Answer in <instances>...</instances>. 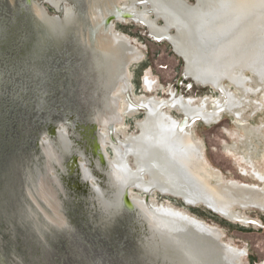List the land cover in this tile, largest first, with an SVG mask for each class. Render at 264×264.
<instances>
[{
    "label": "rangeland",
    "instance_id": "rangeland-1",
    "mask_svg": "<svg viewBox=\"0 0 264 264\" xmlns=\"http://www.w3.org/2000/svg\"><path fill=\"white\" fill-rule=\"evenodd\" d=\"M86 1L87 5L83 7V0H31V5L25 0H0V143L4 144L0 145V158L3 154L7 159L5 164L0 159V185L3 184L0 187V222H6L3 223L5 231L0 232V264H10L5 256L7 250L16 252L17 245H20L15 240L18 228L25 234L30 233L29 238L36 240L35 244L44 250L45 264H59L62 254L64 260L60 264H81V259L69 258L68 252L75 246L82 249L90 264L96 262V258L99 259L97 264H109L110 261L122 264L128 251L141 256V243L148 253L161 261L204 264L189 250L182 233L178 232L180 226L172 219L156 214L157 209H172L217 231L220 234L218 243L239 253L236 264H264V211L235 207L232 216H226L200 202L189 205L181 197L164 192L163 187L155 185L162 171L159 155L157 160L151 156L145 161L141 153L138 157L127 155L121 164L129 184V198L146 201L147 208L163 224V233L154 236L137 214L135 223H131L123 203L115 197V186L107 177V172L114 170L117 156L125 153L126 146L141 149L143 141H149L138 126L145 120V110L138 108L129 112V103L150 102L159 107L160 113L165 112L173 119L183 121L181 111L173 107L170 100L181 97L193 106L204 105L209 112L216 113L209 124L200 120L186 122V126H190L188 131L201 144V161L204 170L211 175L209 184L226 186L234 182L264 190V181L254 174L259 172L264 177V87L256 94L247 95L224 81L240 100L238 111L246 122L224 110L215 112L216 103L223 100V92L195 83L186 76L184 60L171 42L176 30L173 27L167 29L166 21L155 12L149 0H120L117 4L119 12L115 8L109 12L111 9L105 5L106 0ZM96 1L109 8V15L116 17L111 22L110 32L126 39L140 56L139 61L128 67L117 91L111 93L119 103L120 117L118 123L106 128L86 121V117L91 120L96 113L104 111L112 83L117 80L105 58L97 53L94 42L99 33L108 29L102 21L106 16L105 9L103 6L97 9ZM181 1L190 6L196 3V0ZM32 4L38 6L41 17L33 18ZM68 9L70 13L67 16ZM92 15L100 18L101 21H97L100 23L90 25ZM245 74L252 78L249 85L256 88L259 85L257 80L248 72ZM144 81L152 84L150 90L144 86ZM76 122L85 125H76ZM49 125L54 126L57 132L53 138L46 131ZM243 125L259 132V142L253 139L258 144L252 159L253 167L242 160L241 150L247 138ZM92 127L95 128V136L99 131L106 136L103 152H100L105 159L103 163L97 160L93 146L89 144L92 142ZM150 130H155L154 121ZM46 144L57 156L61 155L59 162L51 159L50 171L42 151ZM15 151H26L22 165L34 174L61 178H57L60 186L53 181L49 185L65 218L64 229L56 230L52 226L47 229L38 209L40 216L36 225H39L42 237L30 231L33 227L30 222L8 221L12 206L13 210L17 208L16 204L7 205L5 201L9 202V196L12 198L14 191L11 189L16 186V181L5 167L14 160ZM73 156L80 164L79 178L81 165L92 173V180L86 182L91 194L83 185L77 184L76 172L71 167ZM6 180L13 183L8 188L4 185ZM137 182L151 189L144 192L137 188ZM18 217L23 219L22 215L18 214ZM133 225L137 227L136 231ZM8 230L11 235L4 238ZM33 248L37 250L31 245L26 252L30 259ZM20 253L25 252L20 249ZM11 257L13 264H20ZM20 259L22 261L23 258ZM43 260L40 261L42 264Z\"/></svg>",
    "mask_w": 264,
    "mask_h": 264
},
{
    "label": "bare ground",
    "instance_id": "bare-ground-1",
    "mask_svg": "<svg viewBox=\"0 0 264 264\" xmlns=\"http://www.w3.org/2000/svg\"><path fill=\"white\" fill-rule=\"evenodd\" d=\"M119 1L110 0L107 6L111 8ZM150 4L155 12L164 18L167 29L173 27L176 30V35L171 39V42L175 51L184 60L186 76L195 83L208 85L216 90L219 88L223 92V100L216 103L215 112L224 110L232 113L241 121H245L238 111L241 106L240 100L237 99L234 92L228 89V85L224 84V81L247 95L256 94L264 87V0H196L193 6L181 0H150ZM106 8L105 6V15H107ZM32 12L34 19L41 17V11L35 4H32ZM67 14L69 15L68 11ZM90 20L93 24L101 21L94 15ZM109 31L99 33L95 38V45L97 52L108 61L111 71L117 77V80L115 79L112 83V90H116L120 86V80L127 74L130 64L139 61L140 56L126 39ZM246 72L257 80L259 85L256 88L249 85L252 83V78L248 77ZM151 85L150 82L144 81V86L147 89L150 90ZM109 95L110 98L107 100L104 111L96 113L91 119L92 123L103 127L118 123L119 103L111 91H109ZM172 106L181 111L185 117L183 122H178L165 112L160 113L158 106L146 102L142 103V107L146 111V118L142 123H139L145 137L157 148L156 155L152 154L153 158L150 157L157 160L159 151H163L173 165L172 175L166 176L164 180L167 186L164 192L174 193L189 205L203 203L210 210L226 216H232L231 212L235 207L255 208L264 211V190L234 182L226 186L211 185L208 182L211 175L204 170L201 161V144L196 142L191 132L184 126L186 119H188L187 121L200 120L209 124L213 121L216 113L209 112L204 105L188 104L182 98L174 97ZM128 107L133 111L135 105L130 103ZM153 121L155 130L152 132L150 124ZM178 128L182 132H179ZM243 128L247 131V138L245 147L241 150L242 160L245 164L253 167L252 159L258 147L253 139L259 142L257 140L259 132L258 129H252L247 125H243ZM117 133H121V131H117ZM100 139L103 141V138ZM98 146L100 147L99 144ZM42 148L46 157L44 161L48 162L47 170H49L51 159H56L59 162L61 155L57 156L49 144ZM100 152H102L101 147ZM127 155L138 157L140 149L126 146L125 153L117 156L114 170L110 173L111 185L116 187L115 197L121 202L123 193L129 192V185L124 176V166L121 164L125 162ZM98 158L102 163L101 157L98 156ZM161 159L163 160V157ZM154 165L160 164L155 163ZM5 168L16 181L14 183L16 186L11 189L12 192L14 191L12 198L9 196V202L5 201L7 205L9 203L16 204L15 208H17V210H13L12 206L11 212L7 215L8 221L17 219L18 222L23 220L24 224L30 222L34 227H30V231L42 237L43 233L38 229L39 225H36L40 216L36 210L38 209L42 213L45 220L44 226L47 229L50 226L56 230L64 229L65 218L60 212L57 199L53 195V189L49 185L53 181L60 186L58 179L46 177L39 172H37L38 175L34 174L26 167L13 169L11 160ZM80 169V177L84 178H82L84 182H89L92 178L90 170L83 165ZM258 173H254L255 176L260 181H264V177ZM135 184L144 192L150 190V187L143 186L138 182ZM97 193L100 196L99 189H97ZM130 201L134 212L144 223L148 232L154 236L163 233L162 222L147 208L146 201H132L131 199ZM157 210H155L156 214L168 217L180 226L178 232L182 233L189 250L196 258L202 259L204 264H236L239 253L219 244L220 234L217 231L172 209ZM18 214L22 215L23 219L18 217ZM41 230L43 231V229ZM146 253H148L147 250ZM148 254L154 257L152 254ZM158 259L161 264H178L171 260L161 261L160 258Z\"/></svg>",
    "mask_w": 264,
    "mask_h": 264
},
{
    "label": "water",
    "instance_id": "water-1",
    "mask_svg": "<svg viewBox=\"0 0 264 264\" xmlns=\"http://www.w3.org/2000/svg\"><path fill=\"white\" fill-rule=\"evenodd\" d=\"M25 3L28 4V5H31V0H25ZM59 6H60V4H59ZM59 6L56 9H58ZM124 17H127V16H124ZM113 20H116V17L113 16V15H109L108 18L105 20V25L108 26L109 24H111V22ZM189 124H191V122ZM76 125H81L82 126V125H85V124H83L81 122H79V123L76 122ZM81 128L84 129V127H81ZM24 129H26V127ZM46 131H47L48 136L51 137V138H53V137H55V135H57V132H56L54 126H50L49 125L47 127ZM91 132H92V139H93L94 136H95V134H96L95 128L92 127V131ZM110 137L112 139V135ZM93 141H94V139H93ZM0 145L2 146L4 144L3 143H0ZM93 147L97 151L98 156L101 157L102 163H103L104 162V157H102L101 153H99L100 147L96 144V142H94ZM39 151H38V154L40 155V152ZM1 152H4V151L1 150ZM25 154H26V151H23L22 153H19L17 151L14 152V156H13V158H14V160H13L14 161L13 162V169H17L19 167V163H21V165H20L21 168L24 169L23 168V165H22V160H23V156ZM1 156H2L1 158L3 159L2 163L5 164V161L7 162V159H5L3 157V154ZM39 157L43 160L42 156H39ZM71 163H72V165H71L72 169L74 170V172H76V176L75 177L79 181V182H77V184L78 185L79 184L80 185H83L85 187L86 192H88V194H91V193H89V190H90L89 184L86 183V182H82L80 180L79 176H78V167H79V165H78V162H77L75 156H73L71 158ZM0 165H1V162H0ZM32 169L30 168V170H32ZM57 178L59 180H61L60 177L57 176ZM4 185H5V187L8 188L9 186H11V183H10L9 180H6V182H5ZM146 194H150V193H146ZM129 196L130 195H129V192L128 191H126V192L123 193V196H122L123 208H124V210L127 211L126 213L129 216V218L131 220V223L132 222L135 223L134 220H135V217H136V213L134 212V207H132V205H131V201H130ZM181 201L183 202V204H185V202L182 199H181ZM92 203L95 204V207H97V205H96V203L94 201ZM2 214H3V212H2ZM4 222L5 221H1L0 222V232L5 231L4 230L5 226L3 224ZM3 226H4V228H3ZM133 227H134V230L136 231V228L137 227H135L134 225H133ZM7 232L4 233V235H3L4 238L11 235L9 233L10 232L9 230ZM136 234H137V237H138V233H136ZM15 240H17V242L20 244V245H17V247H16V249H17L16 252L17 253L16 252H11L10 250L9 251L7 250L8 253L6 252V254H5V256L8 257V260H9L10 264H13L14 263L13 262V258L11 256H13L14 259H17L20 264H39V263L42 264L40 262L42 259H44L43 261H44V264H45L46 258L43 256L44 255V250H41L40 249V246H37V244H35L36 243V240L34 241L31 238H29L28 234H25L21 228H18V230H16V239ZM31 245L33 247H37V250L35 248H33L34 250L31 251L32 252V258L30 259L29 258L30 255L28 253H26V252H27L28 248ZM67 246L68 247L70 246L69 243L67 244ZM139 246L141 248L140 249L141 250V256H138V254L134 255L133 253H129V251H128L127 259L123 260L122 264H160L158 262L159 261L158 258L152 257L148 253H146V250H144L145 247L142 246V243ZM73 248H74V250H72L73 252L72 251L70 253L68 252L69 258L70 257H72V258L73 257H77V259H81L82 260V261L80 260L81 261V264H90L88 258L84 256L85 255L84 253H82L83 251H81L82 249H80V247L75 246ZM20 249H23L24 250V252H25V253H23L24 255L20 253ZM86 254H87V251H86ZM40 256H41V259H40ZM63 256L64 255L62 254L61 255V258H60V263L63 262L62 260H64V257ZM97 256L100 257L101 259L103 258V256L100 253H97ZM20 257L23 258L22 261H20L21 260ZM34 258L35 259L37 258L39 260L37 261ZM97 259L98 258H96V262L94 261L93 264H97V262H98ZM104 261H106V259H104ZM107 262H108V260H107ZM108 263L109 264H114L115 262L110 261Z\"/></svg>",
    "mask_w": 264,
    "mask_h": 264
},
{
    "label": "flooded vegetation",
    "instance_id": "flooded-vegetation-1",
    "mask_svg": "<svg viewBox=\"0 0 264 264\" xmlns=\"http://www.w3.org/2000/svg\"><path fill=\"white\" fill-rule=\"evenodd\" d=\"M107 2L105 3V5L108 3V2H110V0H106ZM149 3H150V0H149ZM95 4H96V7H97V9H98V7H100V9L102 8V6H100V4H99V2H95ZM103 4V3H102ZM83 7H86V5H87V1L86 0H83V4H81ZM107 6V5H106ZM104 7V6H103ZM115 8V10H117V12H119L118 11V9H117V5H115V6H112L110 9L111 10H109V8L106 10V12H107V15L105 16V17H103L102 18V21H103V24H105V20L108 18V16H109V13H108V10H109V12L110 11H112L113 9ZM69 13H70V10L68 9L67 10ZM66 11V12H67ZM110 15H112V14H110ZM67 16H68V14H67ZM113 16H115V15H113ZM125 16H128L129 17V15H125ZM91 21V20H90ZM97 23H100V22H97ZM89 24L90 25H94L93 23H90L89 22ZM112 24H109L108 26H107V30H111L110 29V26H111ZM110 32V31H109ZM94 42H95V40H94ZM98 53V52H97ZM99 54V53H98ZM106 61V64H107V66H108V68H110V66L108 65V61L107 60H105ZM105 63H104V65H106ZM111 69V68H110ZM125 77V76H124ZM123 77V78H124ZM120 84H121V82H120ZM119 84V85H120ZM120 87V86H119ZM118 87V88H119ZM117 88V89H118ZM117 89L116 90H111V93H112V91H117ZM218 90H220L219 88L217 89V91ZM128 91V90H127ZM221 91V90H220ZM128 96V95H127ZM129 97V96H128ZM108 98H110V95L107 97V99H106V103H107V100H108ZM174 97H172V99H173ZM179 98H181V97H179ZM172 99H170L171 101H172ZM184 100V99H183ZM106 103H105V105H104V107L106 106ZM142 103H145V102H141V103H139L138 105H135V107H134V110H136V109H138V108H143L142 107ZM186 103H188V104H191L190 103V101L189 100H187L186 101ZM129 105H130V103H129ZM128 105V106H129ZM144 109V108H143ZM145 110V109H144ZM131 111V109L129 110V112ZM145 113H146V111H145ZM145 118H146V116H145ZM184 120H185V117H184ZM183 120V121H184ZM188 119H186V121H185V126H184V128H188V129H186V130H189V128H190V126L188 125V126H186V122H188L187 121ZM86 121L88 122V123H92V121L90 120V117H86ZM183 121H180V122H183ZM143 122V121H142ZM141 122V123H142ZM179 122V121H178ZM111 126V125H110ZM138 126H139V124H138ZM106 128V127H105ZM178 131L179 132H182V130H180L179 128H178ZM109 137V136H108ZM100 138H103V141H102V139H100ZM105 138H106V136L104 135V134H102V133H100V131L98 132V134L96 135V136H94V141H93V139H92V142L91 143H89L90 145L92 144V146L94 145V142H96V144L98 145H100V147H101V150H102V152H103V145H105ZM110 141L113 143V144H115L116 143V141H112L111 139H110ZM149 145V146H148ZM141 149H140V153H141V155H142V157H143V159H144V161L145 160H147V159H149L150 158V156L153 154H155L156 155V153H157V148L153 145V143L151 142V141H148V140H144L143 141V146L142 147H140ZM93 153H94V155L97 157V160L100 162V160H99V158H98V154H97V151L95 150V148L93 147ZM156 152V153H155ZM159 156L162 158L163 157V160H162V164H161V175L159 176V178L155 181V185L156 186H159V187H163V189L165 190L166 189V181H164L165 180V178H166V176L168 177L169 175H172L171 173L173 172V170H174V168H173V165L170 163V161L167 159V157H166V153H164L163 151H159ZM101 163V162H100ZM111 172H112V170H111ZM111 172H107V177H108V179L110 180V184H112V180H111V176H110V173ZM125 172V171H124ZM90 173H91V171H90ZM91 175H92V173H91ZM124 176H125V173H124ZM93 177V176H92ZM81 178V180H83L84 178L81 176L80 177ZM83 178V179H82ZM92 180V179H91ZM90 180V181H91ZM125 180H126V177H125ZM84 181V180H83ZM126 182H127V180H126ZM128 183V182H127ZM129 185V184H128ZM165 187V188H164ZM116 188V187H115ZM151 189V188H150ZM145 202V201H144Z\"/></svg>",
    "mask_w": 264,
    "mask_h": 264
}]
</instances>
